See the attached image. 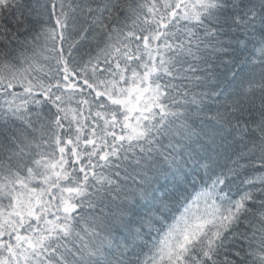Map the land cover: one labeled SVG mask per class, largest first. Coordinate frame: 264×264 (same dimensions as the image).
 <instances>
[{"label":"snow or ice","instance_id":"6c2138e0","mask_svg":"<svg viewBox=\"0 0 264 264\" xmlns=\"http://www.w3.org/2000/svg\"><path fill=\"white\" fill-rule=\"evenodd\" d=\"M0 264H264V0H0Z\"/></svg>","mask_w":264,"mask_h":264},{"label":"trees","instance_id":"16d2710c","mask_svg":"<svg viewBox=\"0 0 264 264\" xmlns=\"http://www.w3.org/2000/svg\"><path fill=\"white\" fill-rule=\"evenodd\" d=\"M87 50H88V48H87V46H85L82 51H85L86 52Z\"/></svg>","mask_w":264,"mask_h":264}]
</instances>
